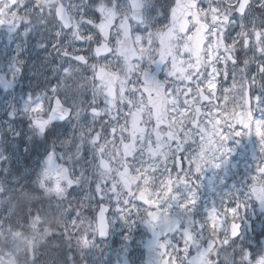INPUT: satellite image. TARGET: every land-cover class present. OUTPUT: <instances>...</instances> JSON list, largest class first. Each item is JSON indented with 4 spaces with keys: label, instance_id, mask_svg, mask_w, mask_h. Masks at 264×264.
Listing matches in <instances>:
<instances>
[{
    "label": "flooded vegetation",
    "instance_id": "af4514ba",
    "mask_svg": "<svg viewBox=\"0 0 264 264\" xmlns=\"http://www.w3.org/2000/svg\"><path fill=\"white\" fill-rule=\"evenodd\" d=\"M177 1L0 0V146L68 107L86 240L127 264H217L264 236V0H180V29Z\"/></svg>",
    "mask_w": 264,
    "mask_h": 264
},
{
    "label": "rangeland",
    "instance_id": "374dc122",
    "mask_svg": "<svg viewBox=\"0 0 264 264\" xmlns=\"http://www.w3.org/2000/svg\"><path fill=\"white\" fill-rule=\"evenodd\" d=\"M35 108H37V104L32 101L30 104L25 105L23 110L27 114H31ZM41 111L42 109L40 112ZM37 119L38 118H35V120ZM3 120V123L7 124L6 119L4 118ZM39 121L41 125H44L46 122V120L44 122L41 119H39ZM36 125L34 121L27 123V132L30 131V143L32 144L35 142L33 145L36 148V157H32V154L27 157L28 167H23V161L26 158L24 155L26 148L24 147L23 152L20 153L17 151L16 146L17 142L24 140L26 136L24 137L22 134L15 133L12 138L5 137L1 142L5 146L0 148V249L3 250V252L0 253V264H20L17 260V252L21 251L24 246H27L24 250H27L28 254H30L29 262H31L33 252L37 247V242L39 243V236L41 235L43 237V235L48 232V229H53L50 225L56 224V222L59 224L60 228H71L68 232L77 230L81 235L80 226H83V221L79 219L81 214L75 215L81 211V205L78 204V202L82 198V156L80 142L74 139L72 143H70L67 137H61L62 134L60 136V132L64 127H60L59 134L49 136L47 140L48 144H43L40 141L41 138L33 134V131L36 130ZM50 152H54L58 156L59 163L56 168L49 169L45 165V158ZM11 169L17 175L15 179L16 184H19L20 181L22 182L27 176L31 177V186H34L35 182L37 185L36 193L41 200V202L38 203L42 205L47 199L50 200L49 205H51L53 209L50 212L47 224L42 223L43 219L37 215L32 219L28 232H24L23 227H20L21 231L11 232L7 227L11 224V220L9 219V216H11L9 206L11 204L9 198L7 199L5 196L7 186L4 183L11 182L12 179L8 176ZM26 186L31 187L30 185ZM44 195H46L45 198H43ZM60 215H62V217L57 219V216ZM80 235V244H82L83 238ZM88 242V240H85L84 246H78V251L81 253L82 257V264H107L106 261L111 260L110 258L100 259L104 256L101 252L97 251L100 247L98 244H101L99 242L96 246H93L92 249L86 251L87 247L89 248V246H92L91 242ZM249 243L251 242L249 241ZM104 245H107L106 247L110 249H116L115 246H108V243H104ZM203 247L205 248V246ZM203 251L205 252V250ZM217 251L218 250L214 252L215 257L219 255ZM226 251L228 250H223L224 253H226ZM232 251L236 253L235 261L233 258L232 260H228L229 263H226V260L222 258L217 264H264V236L263 239L259 240L258 246H238ZM198 253L199 255L201 254L200 250H197L196 255L194 254L191 258L189 255L187 256L188 264H194V258L198 256ZM205 264H208V262Z\"/></svg>",
    "mask_w": 264,
    "mask_h": 264
},
{
    "label": "trees",
    "instance_id": "16d2710c",
    "mask_svg": "<svg viewBox=\"0 0 264 264\" xmlns=\"http://www.w3.org/2000/svg\"><path fill=\"white\" fill-rule=\"evenodd\" d=\"M35 186L36 185L31 187H27L26 185L21 187H9V201L11 204L9 206L11 210L9 219L11 220V224L7 227L11 232L21 231L20 227H23L24 232H28L32 219L37 215L43 219L42 223H48V217L53 207L49 205V199H47L48 201H44L42 205L38 203L41 202V200L36 193L37 186ZM45 197L46 195L43 196V198ZM50 226H52L53 229H48V232L45 233L43 237L41 235L39 236V243L35 248L31 262H29L27 250H24L27 246L23 247L21 252L23 253L22 256L24 260L28 261V264H80L81 260L76 253V246H71L72 248L61 246L64 243L62 235L71 228H60L57 222ZM68 234L72 237V241H70L68 237L66 240H69L71 244H74L80 235L77 230H73V232H69L67 235ZM19 258L21 259V256H19Z\"/></svg>",
    "mask_w": 264,
    "mask_h": 264
},
{
    "label": "water",
    "instance_id": "95a60500",
    "mask_svg": "<svg viewBox=\"0 0 264 264\" xmlns=\"http://www.w3.org/2000/svg\"><path fill=\"white\" fill-rule=\"evenodd\" d=\"M171 20H172V23H179L180 24V0L178 2H176L173 10H172V13H171ZM58 108L59 106L58 105H54L53 107V110L49 116V121L50 122H54V121H59L57 116H56V113L58 112ZM65 111L64 110H61L60 114L61 113H64ZM56 159H55V155L53 153H50L46 156V165L48 166V168H52L53 166L56 165ZM254 195L256 197V200L258 202L259 205H261L262 209H264V200H263V196H262V193L258 191H255L254 192ZM99 221L104 222V219H100L99 217ZM236 234H232V237H234ZM105 237V236H103ZM212 246H209V248H211ZM146 264H153V262L150 260V258L147 256V259H146Z\"/></svg>",
    "mask_w": 264,
    "mask_h": 264
},
{
    "label": "bare ground",
    "instance_id": "6f19581e",
    "mask_svg": "<svg viewBox=\"0 0 264 264\" xmlns=\"http://www.w3.org/2000/svg\"><path fill=\"white\" fill-rule=\"evenodd\" d=\"M262 192V191H261ZM263 194V193H262Z\"/></svg>",
    "mask_w": 264,
    "mask_h": 264
}]
</instances>
